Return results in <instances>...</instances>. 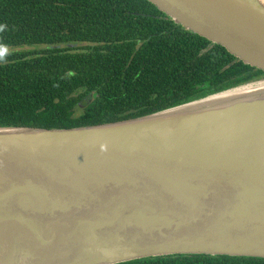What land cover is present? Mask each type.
Listing matches in <instances>:
<instances>
[{
    "label": "water",
    "instance_id": "water-1",
    "mask_svg": "<svg viewBox=\"0 0 264 264\" xmlns=\"http://www.w3.org/2000/svg\"><path fill=\"white\" fill-rule=\"evenodd\" d=\"M264 74L260 0H146ZM241 89L258 96L187 112ZM264 259V79L145 116L0 127V264Z\"/></svg>",
    "mask_w": 264,
    "mask_h": 264
},
{
    "label": "trees",
    "instance_id": "trees-1",
    "mask_svg": "<svg viewBox=\"0 0 264 264\" xmlns=\"http://www.w3.org/2000/svg\"><path fill=\"white\" fill-rule=\"evenodd\" d=\"M27 47L36 50H16ZM262 77L146 0H0V127L133 119ZM119 264L264 259L169 255Z\"/></svg>",
    "mask_w": 264,
    "mask_h": 264
},
{
    "label": "bare ground",
    "instance_id": "bare-ground-1",
    "mask_svg": "<svg viewBox=\"0 0 264 264\" xmlns=\"http://www.w3.org/2000/svg\"><path fill=\"white\" fill-rule=\"evenodd\" d=\"M260 3L261 4L263 3V5H264V0H260ZM259 91L261 92L262 90H259V89H241L238 91L222 93V94L216 95L215 97H213L207 101H204L202 103H198V104H195L193 106L186 107L185 110H188L187 112H191V111L204 109V107H206V108L217 107V106L223 105V104L230 102L232 100H235V99H247L248 97L258 96L261 94V93H259Z\"/></svg>",
    "mask_w": 264,
    "mask_h": 264
},
{
    "label": "rangeland",
    "instance_id": "rangeland-1",
    "mask_svg": "<svg viewBox=\"0 0 264 264\" xmlns=\"http://www.w3.org/2000/svg\"><path fill=\"white\" fill-rule=\"evenodd\" d=\"M29 48H30V47H27L26 49H24V48H20V49L18 48V49H17V48H16V50H27V49H28V50H36V49H29ZM1 50H4V49H1ZM6 50H9V48H6ZM261 79H264V77H262Z\"/></svg>",
    "mask_w": 264,
    "mask_h": 264
}]
</instances>
